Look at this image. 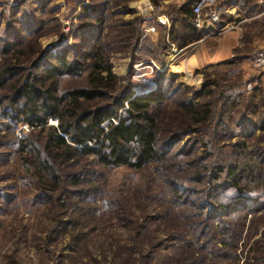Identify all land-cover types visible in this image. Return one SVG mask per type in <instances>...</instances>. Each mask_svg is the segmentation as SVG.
<instances>
[{"label": "rangeland", "instance_id": "obj_1", "mask_svg": "<svg viewBox=\"0 0 264 264\" xmlns=\"http://www.w3.org/2000/svg\"><path fill=\"white\" fill-rule=\"evenodd\" d=\"M91 1L27 0L12 6L0 0V38L11 26L16 27L13 36L27 29L19 35V44L12 42L18 51L12 57L21 61V67L29 68L43 52L53 56L47 64L78 54L82 70L77 76L57 79L58 96L65 89L88 86L94 63L88 54L99 41L91 38L83 45L73 26L81 6ZM190 1L109 0L108 25L101 41L116 79L114 89L105 91V104L130 78L141 89H156L158 72L177 74L171 84L176 87L173 99L154 106L153 112L159 137L166 139L185 125L188 135L168 148L160 162L135 170L106 167L95 158L76 154L56 163V172L39 175L35 145H43L47 130L11 118L14 110L9 109L6 96L15 78L4 80L0 88V264H264V71L253 63L254 53L264 46V15H259L256 0L239 2L238 18L243 22L239 32L229 33L230 43L234 42L229 49L221 46V39L206 40L202 33L184 52H174L169 44L152 48L158 44L161 28L155 36L145 26L157 28L159 16ZM132 19L140 22L137 47L124 39L136 28L124 25ZM5 45L0 41V67L11 56L5 55ZM198 49L202 53L197 56ZM216 53L226 60L208 63L216 60ZM46 66L34 76H44ZM203 82H210L212 93L199 96L197 84ZM224 93L237 97L225 102ZM181 102L197 103L201 110L208 102L210 122L193 123ZM58 123L56 117L48 119V125ZM26 142L25 152L21 151ZM230 158L241 163L251 160L260 170L242 169L239 185L224 171L215 173ZM84 169L83 183L75 187L71 178ZM43 182L56 190L43 188ZM176 187L183 191L182 197L174 194ZM237 196H244L249 206L239 215H207L212 206L219 210L220 204ZM254 199H261L259 205Z\"/></svg>", "mask_w": 264, "mask_h": 264}, {"label": "trees", "instance_id": "obj_2", "mask_svg": "<svg viewBox=\"0 0 264 264\" xmlns=\"http://www.w3.org/2000/svg\"><path fill=\"white\" fill-rule=\"evenodd\" d=\"M25 1L27 0H22L17 4ZM193 1L187 2L183 6L174 5V10L166 13L169 21L172 24H177V27L167 29L166 25L159 24L154 18V22L156 21L160 25L161 33L158 44H152V48H155L154 46L165 48L168 41H172L177 47L182 48L188 44L190 39L193 41L199 38L198 34H195L192 21L194 14L191 4ZM110 4L109 0H95V2L93 0L90 4L81 6L78 22L74 24L73 30L77 33L76 38L84 40L83 45H86L85 41L91 38L99 41L92 46L93 51L88 54L94 59L93 70L88 74L87 87L68 88L59 96L54 90L57 79L80 74L82 62L77 60L78 54L76 52H73L70 57L67 54L53 64L46 63L53 57L52 54L43 52L38 55L29 68H25L20 66V60L13 59L12 56L18 51H15L12 42L15 40L19 44L17 40L22 36L19 35L26 32L27 29L24 28L15 32L19 34L13 36L16 27L11 26L5 32V38L3 40L0 38V41H6L5 55L7 57L11 55L0 67V88L3 87L5 79L15 78L9 86L11 93L6 96L9 101V109L14 110L11 118L15 120L22 118L25 123L33 127L47 130V137L43 145H35L37 146L35 163L38 165L37 172L39 175H43L45 171L56 172V163L65 158L71 160L76 154L95 158L106 167H126L141 170L149 163L162 161L168 148L188 135L185 125L180 131L173 133L166 139L159 137L158 119L153 112L154 106L165 105L167 101L173 99L176 87L172 89L171 84L177 77L176 73L158 72L156 89L150 86L141 89L139 84L131 81L130 78L123 90L112 96L111 103L105 104L103 102L105 96L107 98L105 91L113 90L116 83L101 42L103 32L108 25L107 9ZM254 5L258 8L256 4ZM11 12V10L8 11V13ZM124 25L127 27L136 26V28L134 27L136 30L130 29L129 34H126L124 39L134 41L133 46L137 47L140 43V22L136 24L132 19L125 22ZM19 54L21 53L17 55ZM45 65H47L45 75L42 77L34 76L36 71L44 68ZM166 78L170 79L169 82ZM47 81L49 83L45 85ZM209 85L210 82L197 84L198 91L195 94L202 96L212 93L208 88ZM231 93H224L225 102L236 99L237 96ZM208 104L207 102L203 106L200 105L202 110L197 109V103L192 102H181L180 107L192 118L193 123L202 124L210 122L212 108ZM6 111L8 110L6 109ZM50 117L58 118L57 126L48 125ZM249 131L252 132V129ZM26 145H28L27 142L21 146L23 148L21 151L25 152ZM235 146L238 147V144ZM221 167L217 168L215 173L224 171L238 184V174L242 169L260 170L251 160L241 163V159L237 158H230ZM85 171L87 170L76 172L71 178V184L80 187L84 180ZM53 187L43 182V188H51L52 191H55L56 189ZM173 190L175 195L182 197V190L178 187ZM244 200V196H237L231 202L220 204L219 210L214 205L207 215L210 217L234 215L236 212H241L243 208H249ZM260 202L261 199H254L256 206ZM196 207L202 206L196 205ZM227 244L225 242L224 245Z\"/></svg>", "mask_w": 264, "mask_h": 264}, {"label": "built area", "instance_id": "obj_3", "mask_svg": "<svg viewBox=\"0 0 264 264\" xmlns=\"http://www.w3.org/2000/svg\"><path fill=\"white\" fill-rule=\"evenodd\" d=\"M22 0H6V3L9 5H15ZM242 0H196L192 4L193 10V25L196 28L202 29L206 28L207 35H214L216 33H222L227 29L235 28V24H225L220 27H215L221 21V6L227 3H235L240 2ZM258 8L261 10L260 16L264 15V0H256L255 1ZM157 22L161 25H167L169 23V19L162 15L157 18ZM209 25L210 27H207ZM146 32H153L155 31L154 25H147L145 26ZM253 63L256 68L264 71V46L258 48L253 56ZM253 88L252 84L249 83L247 86L248 90Z\"/></svg>", "mask_w": 264, "mask_h": 264}, {"label": "crops", "instance_id": "obj_4", "mask_svg": "<svg viewBox=\"0 0 264 264\" xmlns=\"http://www.w3.org/2000/svg\"><path fill=\"white\" fill-rule=\"evenodd\" d=\"M196 0L193 1V3L195 2ZM243 1V0H242ZM241 2V1H240ZM192 3V4H193ZM239 2H235V3H227V4H224L223 6H221V11H222V15H221V21L215 25V27H220V26H223V25H227V24H235L237 25L235 28H231V29H227L225 30L224 32L222 33H216L214 35H207V30L206 28H202V29H199V28H196L195 26L194 27V30H195V34H198V33H202V34H206L205 38H207L206 40H213L215 38L217 39H221V46L223 47H227L228 49L229 48H232L233 46V43L231 44L230 41H229V38H228V35L229 33L231 32H239L241 30V24L243 21H240L238 17H240V10L238 9L237 7V4ZM191 4V6H192ZM254 4H256L254 2ZM167 17V16H166ZM168 18V17H167ZM241 23V24H240ZM157 28L155 27V31H154V35L157 36V30L160 29V25L157 23ZM167 26V29H170L172 27H177V24H172L170 21L169 23L166 25ZM207 27H210L209 25H207ZM189 40V39H188ZM195 40H189L188 44L185 45L184 47L182 48H179L177 47V45L172 42V41H168V44L170 45L171 48H173V51L174 52H184V51H187L189 49H192V47L194 46L193 44L189 45L190 43L192 42H195ZM202 49V48H201ZM199 51V49L197 50ZM195 52V54L198 56L202 53V50L199 51V52ZM195 56V55H194ZM213 59H216V60H213V62H208V63H216V62H221V61H224L226 60V57L220 55L218 56V53L214 54L213 56Z\"/></svg>", "mask_w": 264, "mask_h": 264}, {"label": "bare ground", "instance_id": "obj_5", "mask_svg": "<svg viewBox=\"0 0 264 264\" xmlns=\"http://www.w3.org/2000/svg\"><path fill=\"white\" fill-rule=\"evenodd\" d=\"M190 62V61H189Z\"/></svg>", "mask_w": 264, "mask_h": 264}]
</instances>
